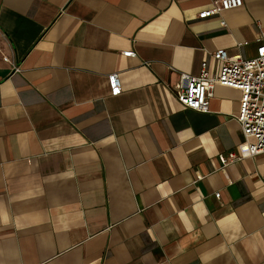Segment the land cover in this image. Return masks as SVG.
<instances>
[{"label":"crops","instance_id":"obj_1","mask_svg":"<svg viewBox=\"0 0 264 264\" xmlns=\"http://www.w3.org/2000/svg\"><path fill=\"white\" fill-rule=\"evenodd\" d=\"M213 1L0 0V264H264V153L219 160L239 92L174 94L264 41V0Z\"/></svg>","mask_w":264,"mask_h":264},{"label":"built area","instance_id":"obj_2","mask_svg":"<svg viewBox=\"0 0 264 264\" xmlns=\"http://www.w3.org/2000/svg\"><path fill=\"white\" fill-rule=\"evenodd\" d=\"M242 0H214L210 9L198 14L204 19L221 12L238 8ZM124 56L133 57L132 51ZM217 63V71L210 73L207 63L201 64L198 76L180 74L174 86L177 101L187 109L198 112L208 111V100L213 95L215 85L235 89L239 92V108L234 116L242 134L236 150L227 155H220L222 165L253 157L264 153V41L256 50V56L250 59L229 58L224 50L210 54ZM111 93L116 95L121 90L117 73L108 76ZM219 197V193L215 194Z\"/></svg>","mask_w":264,"mask_h":264},{"label":"rangeland","instance_id":"obj_3","mask_svg":"<svg viewBox=\"0 0 264 264\" xmlns=\"http://www.w3.org/2000/svg\"><path fill=\"white\" fill-rule=\"evenodd\" d=\"M3 50H4V45H3V42H2L1 37H0V54Z\"/></svg>","mask_w":264,"mask_h":264}]
</instances>
